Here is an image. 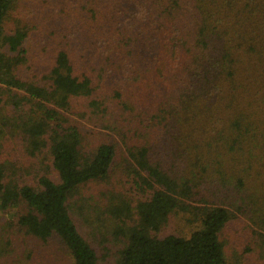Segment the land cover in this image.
I'll list each match as a JSON object with an SVG mask.
<instances>
[{
	"label": "trees",
	"instance_id": "16d2710c",
	"mask_svg": "<svg viewBox=\"0 0 264 264\" xmlns=\"http://www.w3.org/2000/svg\"><path fill=\"white\" fill-rule=\"evenodd\" d=\"M0 264H264V0H0Z\"/></svg>",
	"mask_w": 264,
	"mask_h": 264
},
{
	"label": "rangeland",
	"instance_id": "374dc122",
	"mask_svg": "<svg viewBox=\"0 0 264 264\" xmlns=\"http://www.w3.org/2000/svg\"><path fill=\"white\" fill-rule=\"evenodd\" d=\"M83 219L88 220L90 223H85L78 219V224L80 228L81 227L83 228L91 227V228L97 229L96 223L92 222L94 217H90L88 219L83 217ZM190 220H192L193 222L195 221L194 218L188 217L186 215H182V214L173 215L170 222L162 229L161 235H167V234H176V235H182V236L188 235L192 231V229H194L196 225V223L190 222ZM100 239L101 237H97V240H96V242L99 244L96 246L99 253H101L100 252L101 251ZM114 250H115V247L109 249L108 257L114 256V252H115ZM102 252L105 253L106 251L102 250ZM108 261H111V259L110 258L105 259V262H108Z\"/></svg>",
	"mask_w": 264,
	"mask_h": 264
}]
</instances>
